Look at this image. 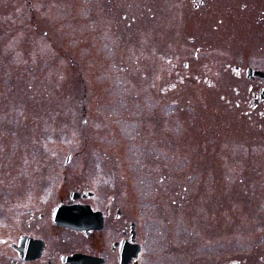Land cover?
<instances>
[{
  "label": "rangeland",
  "instance_id": "374dc122",
  "mask_svg": "<svg viewBox=\"0 0 264 264\" xmlns=\"http://www.w3.org/2000/svg\"><path fill=\"white\" fill-rule=\"evenodd\" d=\"M183 1L0 0V164L13 167L35 149L36 171L42 174L47 166L51 181L60 182L53 187L57 193L51 205H46L51 212L67 189L64 173L72 175L69 185L74 187L78 166L95 161L94 149L106 155L112 150L106 165L130 166V176L122 174L128 175L125 182L132 188L131 218L142 223V202L147 200L148 211L159 215L158 227L167 242L179 230V240L185 239L186 245L193 233L198 259L202 252L197 251L208 247L202 225L206 205H218L219 192L238 199H253L258 190L263 194L264 150L253 148L258 142L242 113L246 109L235 107L238 81L220 73L217 57L224 45L214 44L210 51L200 32H187L195 38L192 44L183 36L177 38L180 27L173 35L167 33L174 27L173 11ZM158 19L167 29L162 42L154 37ZM197 47L200 59L193 60V69L200 76H185L188 70L172 76L168 67L161 76L162 59L176 57L182 66L192 60ZM204 68L215 76L203 75ZM159 87L164 89L163 104L157 112ZM161 129L163 134H157ZM194 133L196 140L201 133L211 142L207 148L212 149L211 156H204V142L193 143L192 137L190 144L187 136ZM145 138L154 147L159 140L164 166L184 167L171 186L159 183L158 174L148 168L160 157H145L148 151H141ZM175 144L184 151L174 162L169 159H176L171 157ZM70 153L72 162L66 167ZM186 154L198 156L196 162ZM223 208L228 231L237 222L235 214L252 212V205L242 202ZM207 231L217 234L211 236L210 246L219 237L228 245L234 243L217 230ZM240 239L239 244L249 241ZM175 250L176 241L165 252L169 264Z\"/></svg>",
  "mask_w": 264,
  "mask_h": 264
},
{
  "label": "flooded vegetation",
  "instance_id": "af4514ba",
  "mask_svg": "<svg viewBox=\"0 0 264 264\" xmlns=\"http://www.w3.org/2000/svg\"><path fill=\"white\" fill-rule=\"evenodd\" d=\"M176 8L172 20L174 27L167 33L173 35V30L180 27L181 29H177V38L195 43V38L189 37L187 32H200L210 51L213 50L212 46L215 47L214 44L224 45L222 55L217 57L220 61V73H226L238 81L235 107L246 109L242 113L247 115L248 127L256 135L255 141L258 142L253 148L264 150V0H184ZM163 23L158 19L155 24L154 37L159 42L167 35ZM198 49L199 47L194 51L192 60L184 62L182 66L178 64L176 57L162 59L161 76H164L165 67H168L172 76L178 77L186 70L185 76H200L193 69V60L200 59ZM213 54L216 55L215 51ZM202 70L203 75L211 77L212 72L205 68ZM150 88L156 89L157 86ZM157 91L160 97L156 106L158 110H155L160 112L164 89L159 87ZM179 122L176 121L178 125ZM159 133L163 134L162 129L157 134ZM198 136L200 138L196 140L194 133L188 135L187 139L193 137V143L204 142L205 145L202 146L206 149L201 151L204 156H211L212 149H207L211 142L204 139L201 133ZM145 139L141 151H148L145 155L147 158L160 157H156V160L161 163L148 168L158 174L159 183L171 186L172 182L178 181V174L185 170L184 167L175 164L164 166L163 146L159 140L154 147ZM174 150L171 157L176 156V159L173 157L169 161H179L177 156L184 148L175 144ZM94 151L96 159L92 165L78 166L81 169L76 176L77 185L70 187L72 175L64 173L63 183H68V186L60 194L58 204L51 212L46 209V205H51L50 199L57 193V189L53 190V187L58 188L60 182L51 181V176L46 171L47 166L42 174L36 171L35 149L27 157L21 156L19 164L17 162L13 167L0 164V264H169L165 260V252H168L170 246L173 248L175 241L176 250L171 252L173 264H264V191L260 194L258 190L253 199L228 197L219 192L218 205H206L202 225L205 226L203 231L208 235L203 237L204 244L208 247L205 246L204 251H197L202 252V256L197 259L195 249L198 247L192 231L190 243L186 245L185 239L179 240V230L176 235L171 236L170 243L167 242L163 230L158 227L161 225L159 215L156 213L152 216L146 206L147 200L142 202V223L131 218L132 210L129 207L133 200L132 188L130 182H125L126 177L130 176V166L122 169L116 165H106L108 157L113 156L112 150L108 155L99 149ZM79 153L80 150H77L76 154ZM72 155L69 154L66 167L71 164ZM186 156L191 160L198 157L191 154ZM193 162H196L195 158ZM8 168H11L10 172L5 171ZM3 172L7 173L5 182ZM125 172L128 175L122 174ZM223 172H226V168ZM142 188L147 189L144 182ZM181 188L186 194L187 186ZM221 188L225 190L227 185L223 184ZM251 189L253 190V186ZM239 202L251 204L252 212L235 214L234 216H238L237 222L231 224L228 231L229 218L223 205H236ZM67 215L76 219V227L65 225L61 221ZM208 229L217 230L219 235L226 238L230 236L234 243L228 245L226 240L219 237L216 245L210 246L211 236L217 234L207 231ZM241 236L249 241L239 244Z\"/></svg>",
  "mask_w": 264,
  "mask_h": 264
},
{
  "label": "water",
  "instance_id": "95a60500",
  "mask_svg": "<svg viewBox=\"0 0 264 264\" xmlns=\"http://www.w3.org/2000/svg\"><path fill=\"white\" fill-rule=\"evenodd\" d=\"M64 219L62 220L63 223H66L70 226H75L74 223H76V219L72 215H67L63 217Z\"/></svg>",
  "mask_w": 264,
  "mask_h": 264
}]
</instances>
